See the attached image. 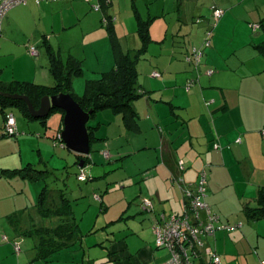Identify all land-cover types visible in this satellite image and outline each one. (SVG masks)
<instances>
[{"label":"crops","instance_id":"crops-1","mask_svg":"<svg viewBox=\"0 0 264 264\" xmlns=\"http://www.w3.org/2000/svg\"><path fill=\"white\" fill-rule=\"evenodd\" d=\"M112 1L110 13L117 18L114 29L122 50L141 49L138 15L144 20L151 19L152 43L137 66L142 94L135 102L138 129L129 130L122 115L111 111L101 112L95 118L94 126L101 123L97 136L107 141L111 161L121 163L122 167L125 159L136 157L140 167L138 174L147 173L140 178L143 196L155 202L156 213L168 215L183 210V194L172 180L177 162L183 161L186 166L182 177L187 185L194 186L199 173L207 168L210 174L207 202L220 216L222 224L242 225L239 230L220 231L206 237V246L221 256L222 264H264V219L252 221L244 213L245 207L257 208L259 199L264 198V138L261 135L264 130V55L260 52V47L264 46V0ZM96 3L58 1L38 6L30 2L12 9L2 22L0 80L7 84L53 86L50 54H59L62 58L72 56L83 64V76L74 81L75 93L82 95L88 80L98 79L114 66L108 29L102 25L104 13L92 10V4ZM215 6L222 8L225 14L216 28L211 48L206 50L203 74L187 91L186 83L196 75L184 62V56L188 49L201 46L206 29L205 22L195 24L194 20L208 18ZM256 24L260 28L254 31ZM29 47H38V56L33 57ZM8 65L14 68L11 73L7 71ZM208 70H214V74L207 76ZM155 71L162 73L161 78L152 77ZM1 109L2 104L0 134L5 123ZM7 111L15 115L24 136L17 141L0 137V264L30 261L57 264L56 258L62 251L46 261L35 259L34 247L30 259L28 252L15 253L16 240L31 238L30 232L36 229L54 228L58 220L53 225H42V221L49 218L37 209L40 184H33L19 174L10 177L5 172L45 166V163L49 168L55 166L50 161L51 153L59 157L57 166L67 161L70 165L65 169L74 173H78L85 160L77 164L74 153L68 154L66 148L54 146L50 135L63 130L62 115L59 129H55L49 121L40 124L39 119H28L21 107ZM108 124L116 128L101 132ZM112 132L120 134L113 136ZM99 143L96 148L101 150L104 143ZM95 164L96 158L92 156L83 168L94 170ZM102 177L92 176L91 180ZM67 179L63 180L61 188L68 192ZM101 189L95 187L93 194ZM80 193L73 200L69 197L83 235L81 241L70 248L82 251L83 263L78 264H160L168 257L167 252L156 249L154 233L146 237L147 240L141 239L142 245L137 250L129 247L126 238L138 235L135 227L140 223L135 222V215L117 224H126L119 231L124 237L111 232L112 236H106L105 241L100 239L87 245V237L100 230L105 235L110 223L86 231L85 217L79 219L74 207L90 191L85 187ZM138 208V214L144 215L140 205ZM98 217L94 216L95 222ZM35 242L34 239V245ZM93 247H99L101 253H91ZM74 258L68 264H77Z\"/></svg>","mask_w":264,"mask_h":264},{"label":"trees","instance_id":"trees-1","mask_svg":"<svg viewBox=\"0 0 264 264\" xmlns=\"http://www.w3.org/2000/svg\"><path fill=\"white\" fill-rule=\"evenodd\" d=\"M112 7H113L112 0H104L103 10H102L104 16L102 19V25L108 29V33L111 40L112 52L114 56V66L112 70L101 74L98 79L88 80L85 85L84 93L82 95H77L74 91V81L75 79L81 78L83 76L84 70H83L82 61L72 56H69L68 58H62L59 54L52 53L50 54L49 70L54 80L53 86H42L33 83H19V82H12L7 84L0 80V104H2L1 111L5 116L4 128L2 130V133L0 134V137L13 140L11 139L10 136H8L5 133L6 117L9 114H13L12 112L7 111L9 108L10 110H12L14 107H21L25 111V114L28 119L30 120L35 119L28 113L27 106L24 102L12 101L3 98L1 93L27 96L30 98V100L32 101L33 105L36 108L40 107L41 99L45 96H54L60 93L69 94L76 100V102L79 103V105L84 111L86 112L93 111L91 120L95 119L97 115L101 112L111 111L113 114L115 113L122 115L123 122L129 130L136 131L138 129V115L135 110V102L142 96V94L140 92L138 85L139 74H138L137 66L139 59L142 58L141 56L146 54L149 45L152 43L150 36L151 19L144 20L139 15L137 16L138 19L137 33L142 42L141 49L130 52H124L122 50L120 40L117 37L114 29V23L116 22L117 18L115 15H112L110 13ZM214 8H219V7L216 6L213 7L211 11L212 13L208 18L203 19V21H201L200 19L194 20L195 24H201L205 22L206 24L205 38L210 34L211 46H212L213 38L215 36L216 28L218 27L219 21L222 19L221 18L219 21H216L214 19ZM92 10L94 9L92 8ZM205 38L201 46L192 47L191 49H188V51L184 56V62L192 67L194 73H195L194 66L188 63L187 57L191 55V52L194 48L202 49ZM30 48L31 47H29V53H30ZM36 48L39 54V48L38 47ZM208 49L204 50V59H205L206 50ZM260 52L264 55V46L260 47ZM203 62L204 64L200 68L201 75L203 74L202 69L205 66V61ZM154 73H159L160 74L159 78H161L162 76L161 72L155 71L153 72V74ZM153 74L152 77L156 78L153 76ZM53 111L56 110H52V112ZM58 111L60 112V114L62 113L61 115L64 120V112L61 110ZM48 117L41 120L43 124L47 122ZM100 125L101 123H97L94 126L89 122L87 126L91 137L92 153H93V144L96 142L102 141V143H104V147L103 149H101L102 153L104 151H107L108 149L107 141L104 142L103 139L98 138L97 136L96 132ZM61 132L60 133L54 132L53 134L50 135L54 143V146L56 148L59 147L65 148L62 139L61 141L59 139V134H61ZM18 138L19 136L16 139ZM75 155H76L75 157L77 158V164H79V162H81L82 159L87 162L90 158H92V156L87 159L86 157L77 154ZM107 159L109 160L111 159L110 155ZM44 165L45 166H41V165L28 166L22 170L5 172L10 177H14L15 175L19 174L25 180L33 184H37V185L40 184L42 186V190L40 192L37 209L42 214V216L49 219L58 220V225L54 228L45 227L30 232V235L36 241L34 245V253L36 257L35 259L37 261H46L52 256L60 253L61 251L76 246L83 237L79 224L74 218L75 215L73 210V202L69 198L67 190H65V188H61L62 186L56 188L55 186L52 187L53 183L58 182L59 176L54 171H52V169H50L46 163ZM64 170L67 172L68 175L71 176L73 175L78 180L80 173L84 171V168L80 169L78 173H74L66 169ZM185 170H186V166H185ZM185 170L183 172L179 171L178 162H177V171L172 172V176H173L172 180L174 181L176 179L178 180L179 178H181L184 181L182 175L185 172ZM204 170H206L208 174V188H209V183H210L209 170L207 168H204L202 171ZM201 172L199 173L197 183L200 180ZM89 179H91V177L87 176V181ZM197 183L194 186L193 185L191 186L195 187ZM175 184L177 185L181 194H183V188L179 186L176 182ZM185 185L190 186L187 184ZM207 198H206V202H207ZM182 199H183L182 205L184 210V199H185L184 194ZM258 203L259 206L257 208H249L248 206L245 207L244 210L245 216L252 221L264 219V198H260ZM207 204L209 205L208 202ZM183 210L181 213H183ZM213 213L217 214L214 211ZM241 225L242 224L234 226L235 230L236 229L239 230L241 228ZM21 253H22V249H21ZM28 263L34 264L32 262H28Z\"/></svg>","mask_w":264,"mask_h":264},{"label":"rangeland","instance_id":"rangeland-1","mask_svg":"<svg viewBox=\"0 0 264 264\" xmlns=\"http://www.w3.org/2000/svg\"><path fill=\"white\" fill-rule=\"evenodd\" d=\"M4 60L5 59L1 60L2 64L4 63ZM7 61H10V60H7ZM11 62L12 61H10V63ZM11 66L12 65H8L7 67L8 68L7 71L9 73H11L14 70V68H11ZM61 114L58 110L53 111L51 113V115L48 117V120H47V122L49 121L50 126H54L55 129H59V125L61 123L60 122ZM41 120L43 119H39L37 122L41 124L42 122ZM94 123H95V119L90 121V124L93 125ZM109 128H116V125L111 126L108 124L101 129V132H104L105 130H108ZM51 130L57 131V130H53L52 128ZM111 134L113 136H116L120 133L112 132ZM22 136H24V134L20 132L19 138H21ZM35 136L37 138L42 137L41 135H35ZM18 139L15 138L14 140L17 141ZM98 145H100L99 142H96L93 144V151H96L92 153L93 158L94 157L96 158V164L92 166L94 170L90 168H86L84 169V173L88 177H92V176L102 177V174H105L102 177V179L101 178L96 179V181H93L91 179H89L88 181L87 180L80 181L79 179L77 180L76 177L73 175L70 178H68L67 172L64 169L66 168V166L70 164L67 161H65L62 163V166H57L59 157H54L55 155L53 156V153H51L50 161H52V164L55 166H51L50 169H52V171H54L59 176L58 182L53 183V185L55 186V188L61 187L64 185L63 180H66L68 178L66 181V187L68 189V196L72 200L76 198V195L81 194L80 191L83 188L87 187L89 189L90 193L82 197V199L79 200L78 203H76L74 207L76 211V215L77 217H79V219H81V217L83 216L85 217V220H84L85 227L84 228L86 229V231L89 229L97 230L103 227L104 225H106L107 223H110L109 231L105 233V235H103L100 232L101 231L100 230L95 235H91L90 237H87V240H88L87 245H92L95 242H98L100 239L101 241H105L106 236H112V234H110L111 232L115 233L114 236H120L121 238L124 237V236H121L123 232H121V235H119V231L122 230L126 226V224L123 223L120 226H118L117 224H119V222L124 219H129L130 217H132L130 215H135L134 217V219H136L135 222L140 223L138 224L137 227H135V231L138 233L137 236L140 235L141 238L137 237L136 235H130L126 238V241L129 244V247L133 251H135L139 247H141L142 245L141 239L147 240V238L151 235V233L152 234L154 233L153 227L150 224L151 223L150 215L142 211V208H141V203L143 202V200L150 199V198L143 196L142 187H141L143 182L140 181L142 180L140 178L146 177L147 173L138 174L140 167L139 165H137L138 163H137L136 157L133 156V157H129L125 159L123 162V166L121 167V163L119 162L116 163L115 161H111V159L109 160L105 158L102 151L96 148L98 147ZM115 146L117 145L115 144L114 147ZM66 152L68 153L70 151L66 149ZM58 167H61V169H58ZM98 186L102 188L98 192L99 194L98 193L93 194L94 192L93 189ZM98 196L100 197L99 199L97 198ZM102 201H104V204L101 203ZM130 203H133V204L130 205ZM153 203L155 205V202ZM138 205H140V209L144 213L145 216L138 214V210H139ZM129 206H131L130 209H129ZM155 208H156V205H155ZM97 215H99V217H98V220L95 222L94 216H97ZM123 215L124 217H122ZM52 220L54 222H52L51 219L47 221L44 220L42 221V225H47V224L53 225L57 222L55 221L56 219H52ZM145 221L147 222L144 223ZM37 226H39L38 221H37ZM155 240H156V236H155ZM17 245L20 247V249H22L23 253H26V252L29 253V259H30L32 255L31 249L34 247V239L32 237L31 238L23 237V239L20 238L16 240V242L13 243L14 248ZM95 247L92 248L91 253H94L95 255L100 254L101 250L99 249V247L98 248H95ZM160 252L163 253L167 251L162 250ZM15 253L18 254L17 251H15ZM82 255L83 253L81 250L79 251H77V249L64 250L57 256L56 258L58 260L57 264H68L73 257H75L73 261L77 262V264L83 263ZM166 260L167 258L163 262H165ZM159 262H161V260H159Z\"/></svg>","mask_w":264,"mask_h":264},{"label":"built area","instance_id":"built-area-1","mask_svg":"<svg viewBox=\"0 0 264 264\" xmlns=\"http://www.w3.org/2000/svg\"><path fill=\"white\" fill-rule=\"evenodd\" d=\"M74 2V1H96L92 4L94 11L102 12L104 0H0V34L2 31V22L6 14L19 6L27 5L30 2L40 6L44 2ZM225 11L220 8H214V19L219 21ZM259 26H254L257 30ZM211 37L210 34L205 38L202 49L194 48L191 55L187 57L189 64L194 66V79L187 82L186 89L190 91L198 82L201 72L200 68L204 64V50L210 48ZM30 54L33 57L38 56L36 47L30 48ZM207 76H212L214 70H208ZM154 77L159 78V73H154ZM5 133L15 139L20 136L17 121L13 114L6 117ZM264 138V130L261 132ZM61 141V134H59ZM219 148V146H216ZM103 155L108 158L107 151ZM179 171L185 170L183 161L178 162ZM80 181H86L87 176L84 171L80 173L78 178ZM179 186L183 188L184 194V210L181 214H165L156 213L154 203L149 199H144L141 203L143 211L150 215L154 234L156 236L155 246L158 250H165L168 253L167 260L161 264H222V258L211 247L206 246L204 239L211 237L217 232L225 231L232 232L234 227L222 224L217 214L213 213L211 207L207 204L206 198L208 195V174L204 170L200 174V180L195 187L186 186L184 181L179 178L174 180ZM100 198L99 196L97 197ZM18 254L21 253L20 247L15 246ZM24 264V263H20ZM30 264V263H27Z\"/></svg>","mask_w":264,"mask_h":264},{"label":"water","instance_id":"water-1","mask_svg":"<svg viewBox=\"0 0 264 264\" xmlns=\"http://www.w3.org/2000/svg\"><path fill=\"white\" fill-rule=\"evenodd\" d=\"M1 95L12 101L24 102L28 113L35 119L47 118L52 110L63 111L61 138L65 148L87 159L92 156L91 137L87 126L93 111H84L71 95L60 93L54 96H45L41 99L39 108H36L27 96L8 93H1ZM84 164L85 161H82L80 167L83 168Z\"/></svg>","mask_w":264,"mask_h":264},{"label":"clouds","instance_id":"clouds-1","mask_svg":"<svg viewBox=\"0 0 264 264\" xmlns=\"http://www.w3.org/2000/svg\"><path fill=\"white\" fill-rule=\"evenodd\" d=\"M103 12V11H102ZM179 162V161H178ZM81 169H83V168H81ZM150 200V199H149ZM152 201V200H151ZM155 206V205H154ZM142 208V207H141ZM142 211H143V209H142ZM145 212V211H144ZM145 213H147V212H145ZM150 222H151V220H150ZM156 241V240H155ZM157 249V248H156Z\"/></svg>","mask_w":264,"mask_h":264}]
</instances>
